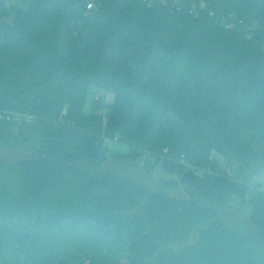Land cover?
<instances>
[{
	"label": "trees",
	"instance_id": "16d2710c",
	"mask_svg": "<svg viewBox=\"0 0 264 264\" xmlns=\"http://www.w3.org/2000/svg\"><path fill=\"white\" fill-rule=\"evenodd\" d=\"M198 1L0 0V264H264V0Z\"/></svg>",
	"mask_w": 264,
	"mask_h": 264
},
{
	"label": "rangeland",
	"instance_id": "374dc122",
	"mask_svg": "<svg viewBox=\"0 0 264 264\" xmlns=\"http://www.w3.org/2000/svg\"><path fill=\"white\" fill-rule=\"evenodd\" d=\"M9 2H13V3H19V0H6ZM97 93H100L103 97H104V101L108 102L109 100H111V95L110 93H105L97 90ZM108 144L110 146H117L120 145L122 149L124 148L123 146H121V144H114V143H110L108 142ZM20 153V150L15 149V148H8V147H4L0 145V157H4V158H8V159H12L18 156V154ZM139 161V162H138ZM137 165H135L137 167V171H136V175L134 173V175L132 174V176L138 178V179H144V177H142V171H143V162L144 160L140 159L138 160ZM219 161L220 163H224V161L219 157ZM135 163V162H134ZM110 164L109 161L105 162V164L103 165V167H108ZM151 179L145 178L146 180V184H148V186L150 187V189L152 190H161L169 195H174V196H192L195 197L196 192L193 190V188H191L188 185H178V186H168V185H164V181L167 179H177V176L174 174H170L168 172H166L164 169H162L159 165H156L155 167H153L152 171H151ZM264 180V177H263ZM264 183V182H263ZM263 185V184H262ZM257 191V187H252L248 193L246 194V196L244 198H235L230 206H225L219 209L220 215L224 218V219H239L241 217L243 218H248L251 215L252 212V205L250 202V197ZM235 228H237L238 230L242 231V232H246L247 230V226L245 224H239L236 225ZM188 244V243H186ZM184 244H181L180 247H183Z\"/></svg>",
	"mask_w": 264,
	"mask_h": 264
},
{
	"label": "built area",
	"instance_id": "2783aa9c",
	"mask_svg": "<svg viewBox=\"0 0 264 264\" xmlns=\"http://www.w3.org/2000/svg\"><path fill=\"white\" fill-rule=\"evenodd\" d=\"M102 0H85V11L96 10L101 5ZM154 1L166 3L167 0H147L148 5H151ZM189 12L194 16H200L203 14L213 15L214 11L211 9L207 0H200L189 7ZM221 22L227 28L234 26L235 19L233 17H222ZM66 113L65 109L62 110V115ZM32 115L21 111L4 110L0 109V119L10 120L15 123H21L24 120L31 119Z\"/></svg>",
	"mask_w": 264,
	"mask_h": 264
}]
</instances>
